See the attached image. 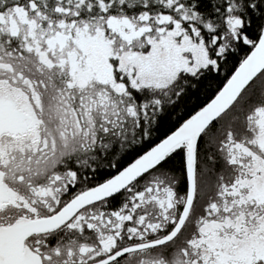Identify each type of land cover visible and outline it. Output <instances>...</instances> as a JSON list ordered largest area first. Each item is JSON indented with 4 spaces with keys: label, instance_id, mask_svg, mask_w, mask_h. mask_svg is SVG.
Wrapping results in <instances>:
<instances>
[{
    "label": "snow or ice",
    "instance_id": "6c2138e0",
    "mask_svg": "<svg viewBox=\"0 0 264 264\" xmlns=\"http://www.w3.org/2000/svg\"><path fill=\"white\" fill-rule=\"evenodd\" d=\"M0 264H264V0H0Z\"/></svg>",
    "mask_w": 264,
    "mask_h": 264
}]
</instances>
